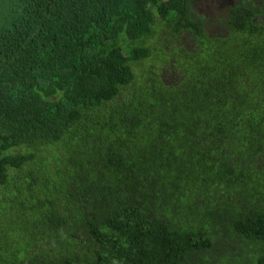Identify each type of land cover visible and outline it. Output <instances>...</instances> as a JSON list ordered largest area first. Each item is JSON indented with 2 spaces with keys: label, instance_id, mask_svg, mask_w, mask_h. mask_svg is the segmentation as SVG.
Here are the masks:
<instances>
[{
  "label": "trees",
  "instance_id": "16d2710c",
  "mask_svg": "<svg viewBox=\"0 0 264 264\" xmlns=\"http://www.w3.org/2000/svg\"><path fill=\"white\" fill-rule=\"evenodd\" d=\"M194 4L0 0V264H264V0Z\"/></svg>",
  "mask_w": 264,
  "mask_h": 264
},
{
  "label": "rangeland",
  "instance_id": "374dc122",
  "mask_svg": "<svg viewBox=\"0 0 264 264\" xmlns=\"http://www.w3.org/2000/svg\"><path fill=\"white\" fill-rule=\"evenodd\" d=\"M219 1L224 2L226 5H231L234 0H195V4L193 6L194 13L204 15L205 17L208 16H216L217 11L220 10L219 8ZM158 38V37H157ZM175 53V54H173ZM173 54V55H171ZM167 57H172L173 59H176V52L172 50ZM146 66H156L152 61H146ZM159 68V67H156ZM138 72H140L138 70ZM178 73H173L170 67L168 68L167 72L162 74L161 80L164 82H170L174 81L177 78Z\"/></svg>",
  "mask_w": 264,
  "mask_h": 264
}]
</instances>
